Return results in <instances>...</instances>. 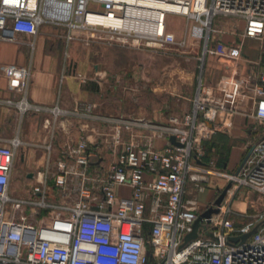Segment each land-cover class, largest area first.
<instances>
[{"label": "built area", "instance_id": "built-area-1", "mask_svg": "<svg viewBox=\"0 0 264 264\" xmlns=\"http://www.w3.org/2000/svg\"><path fill=\"white\" fill-rule=\"evenodd\" d=\"M148 2L177 10L155 9ZM168 15L193 22L191 36L204 41L218 16L242 19L247 38L264 33V0H0V33L14 41L49 24L63 29L67 43L162 49L176 44L167 30ZM216 86L226 98L199 79L192 110L169 117L165 125L124 122V130L144 127L151 138L142 145L124 142L105 173L91 170L88 142L78 140L53 169L37 175L26 198L10 193L18 141L0 146V264H148L150 259L153 264H264V207L253 217L242 215L250 221L236 228L224 199L219 213L209 223L202 221L198 237L184 243L204 212L196 199L184 200L187 185L202 194L209 178L219 175L232 184L226 196L243 189L264 199V75L247 97V115L261 137L238 174H218L213 163L202 164L203 142L230 131L237 105L246 97L238 79L221 77ZM229 97L236 107L227 105ZM120 139L117 129L115 144ZM154 139L164 146L155 149ZM252 229L245 242L235 240Z\"/></svg>", "mask_w": 264, "mask_h": 264}, {"label": "crops", "instance_id": "crops-1", "mask_svg": "<svg viewBox=\"0 0 264 264\" xmlns=\"http://www.w3.org/2000/svg\"><path fill=\"white\" fill-rule=\"evenodd\" d=\"M244 28L242 19L218 16L212 19L211 31L205 41L191 35L182 41L194 55L187 58L190 63L184 74L187 82L176 86L184 95L176 112L178 116L192 110L191 100L199 79L212 87L217 96L222 95L216 90L221 77L242 81L246 91V97L237 105L230 131L203 142L204 148L206 143L218 137L233 139L232 145H228L227 156L216 166L218 174H234L242 162L240 154L248 152L261 137L254 129L253 119L247 115L251 108L247 97L252 84L264 75V33L260 39L247 38L243 36ZM59 33L61 35L56 36ZM102 45L86 46L79 41L67 43L63 29L49 24L40 26L33 37L17 35L14 41L3 39L0 33V146L10 147L12 141H18L10 173V193L14 197L26 198L29 188L37 183V175L44 176L46 171L53 169L65 149L78 140L88 142L92 154L91 170L105 173L124 142L133 140L142 145L151 138L150 130L144 127L124 130V122L165 125L169 117L176 116L163 110L164 94H169L172 87L170 75L155 81V53L122 51ZM198 53L205 63L203 72L196 75L192 60ZM139 64L143 66L141 70ZM126 67H131V80H127L124 73ZM104 75L106 77L100 80ZM111 82L117 95V86H130L129 89L138 92L133 94L137 98L133 102L126 96L105 94L101 84ZM144 86L149 88L147 93H139ZM157 91L163 94L162 97H156ZM227 99L230 108L236 107L231 97ZM24 105L28 108L22 111ZM88 106L93 108L90 113L84 111ZM117 129H121L119 144L113 140ZM152 144L155 149H161L164 141L154 139ZM209 163L213 162L204 154L202 164ZM213 177L224 181L225 186L228 184L219 175ZM209 187L207 185L202 194L187 187L184 200L196 199L199 210L205 211L213 197L207 191ZM225 204L233 212L231 219L242 215L253 217L263 209L264 199L246 191L242 202L228 204L226 201ZM241 218L244 223L234 225L236 228L250 221Z\"/></svg>", "mask_w": 264, "mask_h": 264}, {"label": "rangeland", "instance_id": "rangeland-1", "mask_svg": "<svg viewBox=\"0 0 264 264\" xmlns=\"http://www.w3.org/2000/svg\"><path fill=\"white\" fill-rule=\"evenodd\" d=\"M193 25L194 23L188 21L185 17L176 16V15L174 16L168 15L167 30L174 34L176 44L164 47L162 49H158V48L149 49V48H144V47H141L140 49H136L132 47L113 46L114 48L117 47L116 49H119L122 51H129V52L147 51V52L155 53V57H154L155 81L160 79L163 75L164 76L170 75V87L172 88L169 94L168 93L164 94L166 97L165 98L166 103L164 104L163 110L170 111L171 115H176V116L179 115L176 112L177 110H179L181 106L180 104L184 101V99L182 98L184 97V95H182V93H180L179 90L176 89V88H179L176 86H183L184 83L187 82V78L184 77L185 76L184 74L186 73L185 70L188 68V65L190 64L187 58L191 57L190 55H194V54H192V52L186 48L187 47L186 42L185 44L184 43L180 44V43L184 41L185 37L188 38V36L191 35L190 31ZM60 35L61 34L59 33L56 36H60ZM106 46L108 45H102V47H106ZM194 58L196 59L192 60L193 61L192 63L194 65L193 69H195V73L196 75H198V73H201L204 70L205 59L203 56H200L199 53L197 54V57H194ZM134 63H135L134 68H136V61H134ZM142 67L143 66L139 64L140 70ZM130 68L131 67H126V69L124 68V73L126 74L127 80L133 79V77L131 78V75H130L131 74ZM140 73L142 72L140 71ZM105 77L106 76L104 75L100 77L99 79L103 80ZM111 83L112 84L108 83L106 85L101 84L103 92H106L105 94L107 95L115 93L114 83L113 82ZM121 87L122 88H120V86H117V88H119V90L117 91L118 94L121 96H126L128 99H132V101L134 102V100L137 97L134 96L133 94H138V92L136 93L133 92L131 89H129L130 86H127V87L121 86ZM148 89L149 88L144 86L142 89H140L139 93L146 94ZM115 94L117 95V93ZM162 95L163 94L159 92L156 95V97L158 96L160 98L162 97ZM253 126L255 127L254 129L257 130L258 132L259 128L255 126V123ZM232 142H233V139L227 136H222V137L215 138L210 143H206L204 145V148H203L204 154L208 160H211L213 162L214 171L216 170V166L218 165L219 160L227 156L228 145H232ZM246 153L247 152L243 151L240 154V161L243 160ZM211 177L209 178V184H208L210 185V187L209 189H207V191H209V193L211 192V195H213V197L209 200L208 206H211L213 204L215 199L218 197L219 193L225 187V185L223 184L224 181H222L221 179L214 178L213 176ZM187 186L189 187V185ZM217 187H219L220 190L218 191L214 190ZM231 192H232V195L226 196L225 198V200L228 201V204L232 201L242 202V200L244 199V196L246 195V190H243V189H232ZM201 196L203 197L205 195H201ZM250 196L253 197L252 195ZM253 198L254 200L256 199V197H253ZM232 221L234 222V225H237V226L244 223L241 217L232 218ZM148 264H153V262L149 261Z\"/></svg>", "mask_w": 264, "mask_h": 264}, {"label": "water", "instance_id": "water-1", "mask_svg": "<svg viewBox=\"0 0 264 264\" xmlns=\"http://www.w3.org/2000/svg\"><path fill=\"white\" fill-rule=\"evenodd\" d=\"M169 141L171 144L175 145V146H180L178 143H176L174 137H170ZM250 153V150L247 152V154L245 155V157L243 158L242 162L240 163L238 169L236 170L235 174H238L241 166L243 165L244 161L246 160V158L248 157ZM232 187L231 183H228L224 189L220 192V194L218 195V197L215 199V201L213 202V204L207 208L203 213H201L199 215V217L196 219V221L193 223L192 225V231L191 233H189L188 235H186L185 239H184V243H188L189 241H192L194 239H196L198 237V229L201 226L202 221L204 220L206 223L210 222V218L212 215H216L219 213L220 210V206L222 204V202L224 201L228 190H230ZM255 233V229L249 231L246 234L241 235L238 238H235V240L239 239L241 242H245L248 238H250L253 234Z\"/></svg>", "mask_w": 264, "mask_h": 264}, {"label": "bare ground", "instance_id": "bare-ground-1", "mask_svg": "<svg viewBox=\"0 0 264 264\" xmlns=\"http://www.w3.org/2000/svg\"><path fill=\"white\" fill-rule=\"evenodd\" d=\"M146 5H149V6H151V7H153V8H155V9H161V8H163V9H172V10H177V7H174V6H171V5H168V4H166V3H164V2H148V3H145Z\"/></svg>", "mask_w": 264, "mask_h": 264}, {"label": "trees", "instance_id": "trees-1", "mask_svg": "<svg viewBox=\"0 0 264 264\" xmlns=\"http://www.w3.org/2000/svg\"><path fill=\"white\" fill-rule=\"evenodd\" d=\"M150 261H151V259H150Z\"/></svg>", "mask_w": 264, "mask_h": 264}]
</instances>
